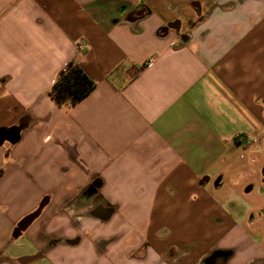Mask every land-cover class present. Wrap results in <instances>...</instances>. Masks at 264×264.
I'll return each mask as SVG.
<instances>
[{
	"label": "crops",
	"instance_id": "0c3cea01",
	"mask_svg": "<svg viewBox=\"0 0 264 264\" xmlns=\"http://www.w3.org/2000/svg\"><path fill=\"white\" fill-rule=\"evenodd\" d=\"M0 264H264V0H0Z\"/></svg>",
	"mask_w": 264,
	"mask_h": 264
},
{
	"label": "trees",
	"instance_id": "16d2710c",
	"mask_svg": "<svg viewBox=\"0 0 264 264\" xmlns=\"http://www.w3.org/2000/svg\"><path fill=\"white\" fill-rule=\"evenodd\" d=\"M94 87V82L83 69L76 63L70 62L60 71L52 86L51 94L60 104L73 106L88 96Z\"/></svg>",
	"mask_w": 264,
	"mask_h": 264
},
{
	"label": "clouds",
	"instance_id": "9594fccd",
	"mask_svg": "<svg viewBox=\"0 0 264 264\" xmlns=\"http://www.w3.org/2000/svg\"><path fill=\"white\" fill-rule=\"evenodd\" d=\"M151 259H152L153 261H158V260L161 259V257H160L159 254L153 252L152 255H151Z\"/></svg>",
	"mask_w": 264,
	"mask_h": 264
},
{
	"label": "flooded vegetation",
	"instance_id": "af4514ba",
	"mask_svg": "<svg viewBox=\"0 0 264 264\" xmlns=\"http://www.w3.org/2000/svg\"><path fill=\"white\" fill-rule=\"evenodd\" d=\"M182 38H185V37L182 35V36H181V39H182Z\"/></svg>",
	"mask_w": 264,
	"mask_h": 264
},
{
	"label": "built area",
	"instance_id": "2783aa9c",
	"mask_svg": "<svg viewBox=\"0 0 264 264\" xmlns=\"http://www.w3.org/2000/svg\"><path fill=\"white\" fill-rule=\"evenodd\" d=\"M149 62H151V59L149 60Z\"/></svg>",
	"mask_w": 264,
	"mask_h": 264
},
{
	"label": "water",
	"instance_id": "95a60500",
	"mask_svg": "<svg viewBox=\"0 0 264 264\" xmlns=\"http://www.w3.org/2000/svg\"><path fill=\"white\" fill-rule=\"evenodd\" d=\"M20 231L17 232V234L19 233Z\"/></svg>",
	"mask_w": 264,
	"mask_h": 264
}]
</instances>
